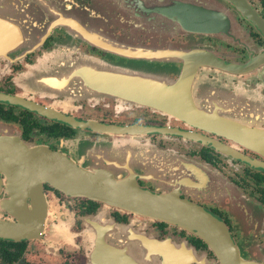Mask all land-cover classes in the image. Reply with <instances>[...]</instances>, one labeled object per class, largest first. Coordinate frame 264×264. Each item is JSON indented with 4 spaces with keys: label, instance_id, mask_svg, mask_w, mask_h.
<instances>
[{
    "label": "flooded vegetation",
    "instance_id": "af4514ba",
    "mask_svg": "<svg viewBox=\"0 0 264 264\" xmlns=\"http://www.w3.org/2000/svg\"><path fill=\"white\" fill-rule=\"evenodd\" d=\"M2 1L24 41L0 58V94L16 98L0 100V226L14 228L0 264H223L196 232L111 201L110 184L203 209L264 264V139L249 140L264 134V29L229 0H214V33L141 29L130 9L145 0ZM246 1L264 26V0ZM31 149L95 184L44 174Z\"/></svg>",
    "mask_w": 264,
    "mask_h": 264
},
{
    "label": "water",
    "instance_id": "95a60500",
    "mask_svg": "<svg viewBox=\"0 0 264 264\" xmlns=\"http://www.w3.org/2000/svg\"><path fill=\"white\" fill-rule=\"evenodd\" d=\"M2 0H0L1 3ZM234 6L242 11L249 19L253 20L260 28L264 29L260 22L254 21L255 14L251 10L246 0H229ZM3 2V1H2ZM14 4V0H10ZM214 4V5H213ZM211 0H145L141 6H134L130 9V14L135 16H146V20L135 21L134 24L141 29L152 27V30L161 27L165 33L179 32L184 30L196 33L216 32L220 30L225 20L217 12V5ZM4 11L0 8V58H4L10 50L21 45L24 40L19 38L18 29L14 27L8 16L14 7H8ZM2 10V12H1ZM7 17V18H6ZM16 98L0 94V100H7L16 103ZM41 114H46L47 110L34 105L31 107ZM219 128L234 130L228 124L218 122ZM91 126V125H90ZM107 130H111L107 128ZM242 131V130H241ZM264 139V134L252 135L249 140L260 143ZM36 155V159H46L49 161L52 171H45L47 175H57L66 178L69 185L74 187L82 184L86 187H92L95 182L91 174L83 172L71 164L66 158L57 154L45 153L44 150H28ZM34 151V152H33ZM46 170L45 166H42ZM46 175V176H47ZM107 184V183H106ZM84 187L83 189H87ZM111 192V201H121L126 205H135L147 214L170 224H177L185 229L192 230L205 239L211 247L218 252L223 264H248L241 260L233 247V242L225 231L223 224L213 216L206 213L203 209L195 207L186 201L177 199L174 195H154L140 190L129 188H113L110 184L107 186ZM93 192L97 190L93 189ZM0 226V236L6 239H14V228L9 224Z\"/></svg>",
    "mask_w": 264,
    "mask_h": 264
},
{
    "label": "rangeland",
    "instance_id": "374dc122",
    "mask_svg": "<svg viewBox=\"0 0 264 264\" xmlns=\"http://www.w3.org/2000/svg\"><path fill=\"white\" fill-rule=\"evenodd\" d=\"M39 1H41V0H39ZM211 2H214V0H211ZM214 3H215V2H214ZM215 4L217 5V3H215ZM213 5H214V4H213ZM216 5H215V6H216ZM217 6H218V5H217ZM217 6H216V7H217ZM1 7H3V6L0 4V8H1ZM4 7H5V6H4ZM3 12H4V11H3ZM69 57H70V54L68 53V54L65 55V59L61 58L60 61H64V60L68 61V60H69ZM233 108H234V107L229 106V109H230V110H232Z\"/></svg>",
    "mask_w": 264,
    "mask_h": 264
}]
</instances>
